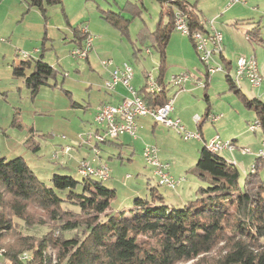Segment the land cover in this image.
I'll list each match as a JSON object with an SVG mask.
<instances>
[{"label": "rangeland", "instance_id": "1", "mask_svg": "<svg viewBox=\"0 0 264 264\" xmlns=\"http://www.w3.org/2000/svg\"><path fill=\"white\" fill-rule=\"evenodd\" d=\"M128 1L138 2L140 5L143 3L142 12L133 14L130 10L125 11V16L131 22L128 34H122L119 28L104 17L101 9L119 11L120 7L127 5ZM254 1L252 0L249 5L238 2L229 8L221 6L222 8L214 15L213 0H198V7L208 27V20L217 15L215 26L225 36L223 52L227 59L237 60L243 54L255 55L264 75V42H254L246 36L250 29L260 23L264 40V0L258 11L248 12L247 5L251 8ZM163 7L157 0H64L63 8H51L47 19L40 10L28 9L26 4L16 17L8 18L9 8L0 3V154L13 158L15 156L13 154L17 155L16 148H22L32 155L24 143V137L28 135L32 127L38 131L36 138L41 143L38 153L34 152L38 155L33 157L41 159L40 163L45 169L56 168L60 165L58 162L63 161L72 165L69 169L60 166L56 169L57 171H50V176L46 175L43 169H37V177L48 186H52L50 179L54 173L73 175L76 179H81L82 175L76 168V159H69V157L89 152V155H92L95 152L93 147L98 144L96 150L101 151L102 156L112 167L111 178L104 183L116 190L111 204L114 211L130 212L135 198H150L153 187L157 193L163 195L164 203L171 207L181 208L187 203L202 198L201 189L207 187L209 183H207L208 180L201 179L195 174L199 150L202 147L196 140H185L178 132L171 130L170 134L173 138L168 145L170 149L171 146L173 148L174 161H169L171 164L169 172L171 169L170 173L176 180L182 179L176 188L158 184L159 180L153 168L146 165L143 156L145 142L143 139L135 142V154L132 156V161L127 160L130 150L122 151L124 157L121 159L118 156L117 147L106 145L104 142L96 143L95 139L91 142L85 141L88 134L95 132L97 128L94 106L99 100L98 94L105 93L104 88H100L101 85L105 86V82L103 84L105 67L101 63L103 60H112L114 67H122L125 63L131 64L134 73L142 77V80H147L143 77L145 70L148 74L157 76L160 65L159 53L150 41L143 43L137 39V36L144 26L152 30L157 27L162 17ZM237 19L241 24L236 26L233 22ZM163 22H168V15H163ZM73 27L80 29L88 27L91 35L94 36V49L91 50L89 59L81 57L77 60L72 56L71 52L75 47V42L71 41L74 34ZM36 47L44 50L45 58L51 60L56 74L33 96L22 78L13 77L11 64L15 59H25L24 56L27 54L39 56L40 53L36 51ZM139 49L141 51L135 54V50ZM147 49H150L149 53ZM215 58L217 62L226 65L220 54H216ZM227 71L234 75V68L231 67L229 70L225 69L213 74L207 88L196 84L195 109H197L198 101L203 106L201 115H204L208 105L212 106V111L215 113L211 112L207 116L216 114L222 117L223 114V119L216 125L211 124L215 122L208 118L211 123L208 122L203 130L208 141L219 131L221 139L251 148L252 153L245 155L241 148L233 152L234 156L228 150L221 152V156L238 164L241 175L239 182L244 185L253 165H256L253 168L256 172L258 171L261 181L264 182V153L259 156L260 151L264 152L263 129L259 125L256 130L252 128L253 124H257L258 115L253 108L247 106L235 90L230 88L226 77ZM206 72L207 67L200 54L193 48L189 36L174 30L167 48L164 72L166 82L169 83L174 75L188 73L190 76H200L201 80L197 83H202L206 81ZM170 85L176 91L177 88L172 83ZM237 85L249 98L257 97L264 101V83L261 87H254L244 80ZM185 89L186 87L183 90ZM206 93L209 94V100H206ZM88 102H92L90 107H86ZM15 117L20 120L23 127L13 124ZM194 132L201 133L197 130ZM235 134L240 135L235 136ZM81 141L82 146H80ZM145 143L150 144V142ZM62 145L71 146V151L65 157L61 156ZM56 152L59 153L58 159ZM27 160L28 164L34 163L28 155ZM128 175L130 177H127ZM130 194L135 195L129 199ZM125 196H127L126 200ZM234 213V207H231L228 216L231 223L235 221ZM225 251L222 242L203 260H192L183 264H207L208 260L213 261L219 258Z\"/></svg>", "mask_w": 264, "mask_h": 264}, {"label": "trees", "instance_id": "2", "mask_svg": "<svg viewBox=\"0 0 264 264\" xmlns=\"http://www.w3.org/2000/svg\"><path fill=\"white\" fill-rule=\"evenodd\" d=\"M23 1L29 8L40 10L47 19L51 8H63V0ZM157 1L167 11L162 8L155 29L144 26L137 36L143 43L150 41L160 56L156 81L161 91L149 89L147 72V80L137 92L153 108L171 98L166 92L168 82L164 72L167 46L176 30L175 11L180 10L186 16L192 32L211 33L198 10V0ZM141 6L143 3L128 1L119 11H101L122 34H128L131 20L124 13L130 10L140 14ZM164 14L168 15L167 23L163 22ZM261 29L257 23L247 37L263 43ZM192 37L189 35L196 48ZM86 38L87 34L74 27L72 41L77 47H82ZM139 51L135 50V54ZM221 57L226 61L224 70H229L232 62L223 53ZM12 68L13 77L23 78L33 96L56 74L43 53L14 62ZM205 77L207 88L208 72ZM226 77L230 88L255 110L264 133V101L244 94L229 71ZM205 97L209 100L208 94ZM209 113L210 105L204 117ZM13 124L21 126L17 117ZM37 133L32 129L26 140L33 152L41 149ZM109 141L114 140L104 142ZM195 174L209 183L201 189L203 197L199 200L181 208L171 207L153 187L150 198H135L130 212H116L111 206L116 190L101 179L87 176L76 179L73 175L54 173L50 179L52 186H48L24 157L0 155V264H183L203 260L222 242L225 253L207 264H264V182L258 171H250L242 185L236 163L205 145L200 149ZM231 207L235 210L232 223L228 218ZM25 253L29 255L26 259L22 258Z\"/></svg>", "mask_w": 264, "mask_h": 264}, {"label": "built area", "instance_id": "3", "mask_svg": "<svg viewBox=\"0 0 264 264\" xmlns=\"http://www.w3.org/2000/svg\"><path fill=\"white\" fill-rule=\"evenodd\" d=\"M248 0H229L228 6L234 3L243 2L246 3ZM174 25L175 29L182 32L186 36L193 35L196 43V48L202 58V61L207 67V72L209 75L215 74L218 71H223L224 67L221 63L217 62L215 55L222 54L223 45V33L215 26L214 19L208 20L209 29L211 33H205L202 31L192 32L189 25H187L186 16L180 11H175ZM82 32L87 34V38L82 47H74L72 49V56L76 59L87 58L93 45V36L88 30V27L81 29ZM29 55H25L27 58ZM113 62L111 60H104V65H111ZM134 75V68L131 64L125 63L120 66H116L112 69L111 78L105 83V87L109 90L115 89L119 84L124 85L128 92L130 93L120 104L113 105L104 103L95 114V121H97V129L95 132L88 134L86 142H91L92 139L96 140V143L104 142L106 140H116L121 135L130 134L132 137L136 138L138 135V123L137 119L140 117H151L157 123L163 124L167 127L174 129L180 136L185 140L190 139H200L202 137L201 133L190 131L183 124L180 118L172 116L174 110V102L171 97L164 105L153 108L147 105L142 96L137 92V89L131 84V80ZM234 80L235 82L241 83L243 80H248L250 84L254 87H261L264 83V76L260 71V67L255 55H242L237 58L236 66L234 69ZM190 75L188 73H181L174 75L169 84L175 86L176 92H180L185 88L186 83L190 80ZM148 87L151 91L159 92L161 91V85H159L153 74H148ZM199 85L203 87L206 86V82H199ZM221 115L210 114L207 119H212L213 122H217ZM201 117L196 116L195 120L200 121ZM257 124H253L252 128L256 130ZM260 126V125H259ZM102 129V132H101ZM98 144L95 145L94 154L82 158L78 163L79 173L83 177H95L106 181L111 178L112 167L105 161H98L99 150H96ZM206 147L214 152L221 153L224 150L233 151L236 148L234 142L230 140H223L219 135H216L211 140L206 143ZM92 148V149H93ZM242 152L245 154L252 153L251 149L248 147H241ZM71 151V146L67 145L64 148L65 153ZM263 151H260L259 156L263 155ZM144 158L146 164L153 168L154 174L158 178L160 185H167L170 188H176L182 179L176 180L169 172V164L162 162L159 156V148L154 144H147L144 147ZM256 167V165H253ZM251 167L252 171H255ZM127 177H130L128 175ZM28 254L25 253L22 258H28Z\"/></svg>", "mask_w": 264, "mask_h": 264}, {"label": "crops", "instance_id": "4", "mask_svg": "<svg viewBox=\"0 0 264 264\" xmlns=\"http://www.w3.org/2000/svg\"><path fill=\"white\" fill-rule=\"evenodd\" d=\"M228 1L229 0H213V3H215V10L212 11L213 15L216 14L217 13V10L221 9L222 7L223 8H226V7L229 8L230 6H228V4H227ZM251 1L248 0L245 4H248L249 5L251 3ZM63 2H64V0H63ZM262 2H263V0H255L252 3L251 8L247 5L248 12H250L252 10L253 11H258V9L261 7L260 5H261ZM0 3H2V5H5V6H7L9 8V16L10 17L8 16V18L16 17L22 11V9L24 7V4H27L23 0H1ZM27 7H28V5H27ZM28 9H30V8L28 7ZM198 10H199V12L201 14V11H200L201 9L199 7H198ZM164 11H167L166 6L164 7ZM216 17H217V15H215L214 18H212V19H214V21H216L217 20ZM202 19H204V16H202ZM239 22L240 21L237 19V21H234L233 24L237 26ZM252 22H254V21H252ZM239 24H241V23H239ZM242 24H243V22H242ZM249 32H250V30H249ZM73 38H74V34H73V37L71 38V41L73 40ZM224 40H225V36H223V43H224ZM94 41H95V38L93 36V45H92V49L91 50L94 49L93 48L94 47ZM192 46L196 50V48L193 45V42H192ZM75 47H76V45H75ZM167 48H168V46H167ZM35 49L41 55H42V53L44 54L43 49H39L37 47ZM91 50H90V52H91ZM147 50H148L147 53H149L150 50L149 49H147ZM90 52H89V54L87 56V59L90 58ZM223 55H224V58L227 59V57L225 56L224 52H223ZM39 56H37V57H39ZM44 58H45V54H44ZM22 60L23 59H21V60H16L15 59L12 63H14V62L15 63H19ZM45 60L50 65H52L51 60L46 59V58H45ZM77 60H79V59H77ZM222 60H223V58H222ZM227 60H230L232 62L231 67L234 68L235 67V64H236V60H234V59H227ZM103 61L101 63L105 67L104 68V74H103V84H104V82L106 83L111 78L112 69H114L115 67L113 66L114 65L113 63L111 65H104L103 64ZM11 66H12V64H11ZM12 70H13V68H12ZM146 73H147L146 70L143 71V77H146ZM12 75H13V72H12ZM212 75H209V84H210V82L212 80L211 79ZM154 77H155V75H154ZM156 78H157V76L155 77V79ZM189 78H190V80H188V82L186 83V85H185L186 89L185 90L177 93L176 91H174V89L172 88V86L168 83V91H166V92H167V94H168L169 97H172L173 98L174 110L172 112V116L173 117H176V118H180L181 121L183 122V124L187 127V129H189L191 131H196V130L197 131H200L202 133V139H200V140L199 139H190V140H196L197 142H199V145L203 147V146L206 145V143L208 141L206 139V135L204 134V131L203 130H204V127L206 126V124H208V122L211 123V121L208 120L207 117H204L207 108L204 111V115H201L203 113V106H201L202 103H199L197 101V109H195V107H196V99L194 98L195 97V90H197L196 89L197 88V85L199 86V84L197 83V81L201 80L200 79L201 77L200 76H196L195 77V76L191 75ZM142 79H143L142 77H140L139 75H136V73H134L133 78L131 80V84L132 83L134 84L133 87L135 89H137V91L140 90L142 88V86H144V84L146 82V80H142ZM206 79H207V77H206ZM22 80L24 82V79L23 78H22ZM101 86H100V88H104L105 93L103 94L101 92L100 94H98L99 95L98 96L99 97V100H98L97 104H95V106H94L95 112L98 110V107H100L104 103L117 105V104H120L127 96L130 95V93L128 92L127 88L124 85H122V84H119L113 90H109L105 86H102V87ZM208 96H209V94H208ZM177 104L179 105V108H177V106H178ZM91 105H92V102H88V104H86V107H90ZM210 112H213L211 105H210ZM213 113H215V112H213ZM196 116H200L201 117L200 121H196L195 120ZM222 119H223V114H222V117L217 122L211 123V124H215L216 125ZM19 122H20V120H19ZM137 123H138V135H137L136 138L132 137L130 134H125L124 133L118 139L114 140L112 143L110 141L107 142V143L106 142H104V143L106 145H111V146L113 145L114 147H117L119 149L118 156L121 159H123V157H124L123 154H122V151H124V150H127V151L130 150V154L128 155V159L127 160L132 161L131 160L132 159V156L135 154V142L138 141V140H142L143 139V142L144 141L145 142H150V144L153 143L154 145H156L159 148V156H160L161 161L168 163L169 166H170L171 164H170L169 161H174V152L172 151L173 150L172 146L170 145L171 146V149H170V147H169L168 144H169L170 140L173 138V136L170 134L171 133V130H173V131H175V130L172 129V128H170V127H167V126H165L163 124L157 123L151 117H140L139 119H137ZM19 125H21L20 127H23V124L21 122H20ZM32 129H34V128L31 127L29 129V131H28V135L26 137H24L25 138L24 139V143H26V140L28 138H30L29 136L31 135ZM96 130H98V129L96 128ZM216 135H219L220 136V132L218 131ZM238 135H240V134H235V136H238ZM220 138H221V136H220ZM145 142H144V147L148 144V143H145ZM82 143L83 142L81 141L80 146L83 145ZM66 146L67 145H62L61 146V150L60 151L62 152V155L61 156H63V157H65V156L68 155L67 153L64 152V148ZM241 147H245L246 148V146H242V145L239 146V145L236 144V148L233 151H229V150L228 151L231 152L232 155L234 156L233 152H235L237 149H240ZM248 148H250V147H248ZM15 151H17L16 152L17 155L16 154H13V155H15L13 157L22 156V157L25 158L26 161H28L27 160V155L30 157V159L32 158V162L34 161V163H33L34 166H33V164L32 165L29 164V165L35 171V173H36L37 169H41V170L43 169L45 171L46 175L50 176L51 175L50 174V171H57L56 169L58 167H60V166H62L64 168H68V169L69 168H72L71 163H67V161H63V162H58V164H60V165L58 167H56V168L53 167V168H49V169L47 168V169H45L44 168V165H42V163H40L41 159H38V157H36V158L33 157L35 155L37 156L38 154H34L33 151L29 150L32 153V155H30L24 149L22 150V148L21 149L20 148H16ZM143 151H144V148H143ZM199 152H200V150H199ZM89 153L88 154L85 153V154H82V155H79V156H71V157H69V159H76V162H77L76 168H77V171L78 172H79V170H78V163H79V161L82 158H86L87 156H90ZM58 155H59V153L56 152L57 159H58ZM111 156H112V154L109 156V158H111ZM143 156H144V154H143ZM98 161H100V162L107 161L102 156L100 150H99V155H98ZM68 162H71V161H68ZM236 165H238V164L236 163ZM185 168H186V166H185ZM60 172H64V171L62 170ZM170 172H171V169H170ZM134 195L135 194H133V195L130 194L129 195V197H130L129 199L133 198ZM127 196H125V200H126ZM184 202L186 203V200H184Z\"/></svg>", "mask_w": 264, "mask_h": 264}]
</instances>
